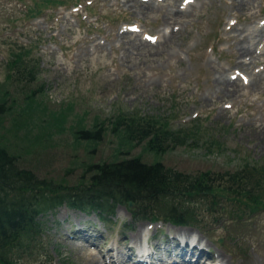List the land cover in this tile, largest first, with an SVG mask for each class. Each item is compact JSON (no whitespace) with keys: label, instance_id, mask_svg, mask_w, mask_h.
<instances>
[{"label":"rangeland","instance_id":"obj_1","mask_svg":"<svg viewBox=\"0 0 264 264\" xmlns=\"http://www.w3.org/2000/svg\"><path fill=\"white\" fill-rule=\"evenodd\" d=\"M43 1L0 0V101L6 104L0 143L22 166L76 184L89 179L91 164L135 155L192 173L264 159V0L245 8L233 0H81L33 16L30 9ZM254 26L259 34L236 40ZM245 44L251 55L238 51ZM26 50L39 68L31 82L9 77L12 53ZM219 75L233 80L229 90L216 86ZM132 110L174 118V127L196 131L195 141L166 152L127 142L112 121ZM100 125L106 130L101 139L79 137ZM197 211L204 227L135 218L126 204L105 222L95 211L63 204L43 216L42 246L21 262L91 264L95 254L98 264L112 257L122 264L130 251L147 247L151 257L173 264L171 251L184 244L179 230L187 229L191 244L197 237L205 243L208 264H264V213L249 220L243 235L227 230L220 205L212 210L199 201ZM130 258L133 264L138 256Z\"/></svg>","mask_w":264,"mask_h":264},{"label":"trees","instance_id":"obj_2","mask_svg":"<svg viewBox=\"0 0 264 264\" xmlns=\"http://www.w3.org/2000/svg\"><path fill=\"white\" fill-rule=\"evenodd\" d=\"M44 2L45 6L38 3L30 9L33 16L43 14L50 6L78 5L81 0ZM28 52L12 53L7 63L10 78L28 82L36 79L39 68ZM5 110V102L0 101V113ZM173 119L140 110L119 112L112 121V130L122 132L127 142H145L150 150L166 152L196 137L191 127H174ZM79 132L80 138L99 140L106 130L100 125ZM90 167L88 180L76 184L56 182L22 166L17 155L0 143V264H22V258L35 256L44 237L43 216L63 204L88 213L95 211L107 222L120 204L132 201L135 218L204 227L197 203L206 201L212 210L215 204L220 205L230 223L227 230H241L242 234L252 217L264 213V159L251 161L245 157L234 169L196 173L161 160L146 161L140 155ZM219 219L216 217L214 222Z\"/></svg>","mask_w":264,"mask_h":264},{"label":"bare ground","instance_id":"obj_3","mask_svg":"<svg viewBox=\"0 0 264 264\" xmlns=\"http://www.w3.org/2000/svg\"><path fill=\"white\" fill-rule=\"evenodd\" d=\"M233 2H234V5L237 7H240V8H245L246 7V5H248L249 3H250V0H233ZM149 4H151V3H149ZM150 6V5H149ZM181 6H183V5H181ZM184 7V6H183ZM246 10V9H245ZM185 11V10H184ZM175 15V14H174ZM173 16V15H172ZM170 18V17H169ZM172 19V18H171ZM177 20V19H176ZM230 27H234V26H232V25H230ZM254 27H256V28H253L252 27V30H251V28L250 29H248V31L247 32H249V33H247L246 32V34H244V36H242V37H237V39L236 40H238V42H241L240 41V39L241 38H245L246 36H249V34L250 33H253V31L254 32H256L255 34H259L260 33V31L258 32V30H259V27L258 26H254ZM248 28V27H247ZM246 29V28H245ZM243 27L242 28H239L238 29V34H240L241 32H243L244 30H245ZM264 30V29H263ZM241 35V34H240ZM162 37H164L163 35H162ZM255 37V36H254ZM162 39H164V38H162ZM251 40V39H250ZM250 43V42H249ZM243 45V44H242ZM242 45H241V47H239L238 48V51L239 52H246V53H249L250 55H251V53L253 52V50L254 49H252L251 48V46H250V44H245L243 47H242ZM257 51V50H256ZM255 52V51H254ZM245 55V54H244ZM255 57V56H254ZM248 58H250V57H248ZM247 59V58H246ZM215 84H216V86L219 88V89H222L223 90V88H226V90H229V87H230V85H233V80L232 79H230V77H226V76H223V75H219L217 78H215ZM235 85V84H234ZM236 86H237V84H236ZM216 87V88H217ZM221 91V90H220ZM229 92V91H228ZM231 92V91H230ZM263 126V125H262ZM145 225V224H144ZM145 227V226H144ZM143 229V227L141 226V228H140V230L139 231H137V232H135L134 233V237L135 238H137V237H139L140 236V232H141V230ZM78 231V230H77ZM179 232H181V233H184V235H186L187 237V241H185L184 242V244H180V249L178 250V251H174V250H172L171 251V255H174V257H175V260H173V264H180V263H183V262H189V264H208L209 263V259H208V257H205L204 259H203V257H204V255H202L203 253H204V251L206 250L205 248H204V246H205V243L202 241V239L201 238H198V241L195 243V245H192V246H190L191 244L188 242V240H189V238L191 237V234H193V233H191L189 230H187V229H183V230H179ZM74 234V233H73ZM88 234V233H87ZM78 236V235H77ZM99 236V235H98ZM85 237V239L86 238H88V236H84ZM125 237V236H124ZM72 240V239H71ZM88 240V239H87ZM93 240V239H92ZM73 241V240H72ZM94 241V240H93ZM175 241V240H174ZM104 242V241H103ZM95 243V242H94ZM145 243V242H144ZM175 243V242H174ZM179 243V242H178ZM193 243V242H192ZM202 245H201V244ZM204 243V244H203ZM83 244V243H82ZM179 245V244H178ZM87 246V245H86ZM170 246V245H169ZM190 247H191V249H190ZM95 248V247H94ZM175 248H177V247H175ZM190 250H189V249ZM195 248H197L198 250H197V252H195ZM208 248V247H207ZM83 249V248H82ZM97 249L99 250V245H97ZM131 249V248H130ZM140 249V248H139ZM146 249H147V247H146ZM158 251V250H157ZM212 251V250H211ZM158 253V252H157ZM102 254V253H101ZM135 254H136V251H134V250H132V251H130V253L128 254V256H125V257H123L122 258V264H129V262H131V258H130V256L132 257H134L135 256ZM193 254H195L196 256V260H192V259H190V258H187L186 259V256L188 255H193ZM95 254L93 255V258L91 259V264H98V262H99V259H95ZM106 256V255H105ZM112 256V255H111ZM176 256H179V257H181V259H178ZM206 256V255H205ZM98 258H99V255H98ZM117 258V257H116ZM129 258H130V260H129ZM209 258L212 260V256H209ZM109 259H111V262H110V264H113V263H115L117 260L114 258V257H112V258H109ZM134 259V258H133ZM166 259V258H165ZM133 261V264H145V262L144 261H142V260H139V259H135V260H132ZM109 262V261H108ZM89 263V262H88ZM109 264V263H108ZM212 264H214V263H212ZM220 264V263H219Z\"/></svg>","mask_w":264,"mask_h":264},{"label":"water","instance_id":"obj_4","mask_svg":"<svg viewBox=\"0 0 264 264\" xmlns=\"http://www.w3.org/2000/svg\"><path fill=\"white\" fill-rule=\"evenodd\" d=\"M128 205H129V207H130V208H133V207H134V205H133V202H132V201H129V202H128Z\"/></svg>","mask_w":264,"mask_h":264}]
</instances>
